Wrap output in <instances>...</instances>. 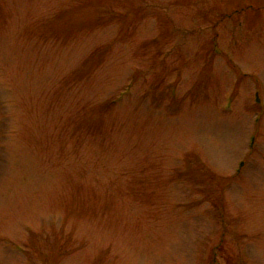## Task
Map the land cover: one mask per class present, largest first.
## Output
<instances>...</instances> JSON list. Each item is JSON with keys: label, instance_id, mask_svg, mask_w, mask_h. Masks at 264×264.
Returning <instances> with one entry per match:
<instances>
[{"label": "rangeland", "instance_id": "obj_1", "mask_svg": "<svg viewBox=\"0 0 264 264\" xmlns=\"http://www.w3.org/2000/svg\"><path fill=\"white\" fill-rule=\"evenodd\" d=\"M0 264H264V0H0Z\"/></svg>", "mask_w": 264, "mask_h": 264}, {"label": "flooded vegetation", "instance_id": "obj_2", "mask_svg": "<svg viewBox=\"0 0 264 264\" xmlns=\"http://www.w3.org/2000/svg\"><path fill=\"white\" fill-rule=\"evenodd\" d=\"M7 237V236H6Z\"/></svg>", "mask_w": 264, "mask_h": 264}]
</instances>
